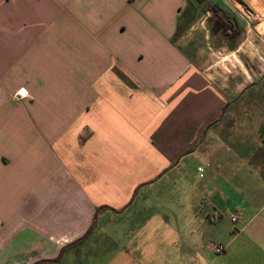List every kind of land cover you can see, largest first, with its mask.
I'll return each instance as SVG.
<instances>
[{
	"label": "crops",
	"instance_id": "crops-1",
	"mask_svg": "<svg viewBox=\"0 0 264 264\" xmlns=\"http://www.w3.org/2000/svg\"><path fill=\"white\" fill-rule=\"evenodd\" d=\"M186 7L0 0V264H264V32Z\"/></svg>",
	"mask_w": 264,
	"mask_h": 264
},
{
	"label": "rangeland",
	"instance_id": "rangeland-1",
	"mask_svg": "<svg viewBox=\"0 0 264 264\" xmlns=\"http://www.w3.org/2000/svg\"><path fill=\"white\" fill-rule=\"evenodd\" d=\"M262 1L264 3V0H262ZM208 2H210V4H211L213 2V0H208ZM225 6L229 7L231 10H233L235 12V14L240 18V21H241V23L239 24L240 28L242 27V25L246 26V24H250L251 29H253L257 25V30L264 32V25H262V24H264V12L263 11H262V13H260V12L258 13L257 9L254 8L246 0H219L218 3L214 1L210 5L211 8L214 7L217 9H219V8L225 9ZM224 9H223V11H224ZM224 12L228 13V11L226 9ZM200 18H201V15L194 21L193 25L197 24V22L199 21ZM185 36L186 35H182L180 37L179 35H177L175 37V40L178 43H180V45H182L184 48H187V50L189 52H191L192 55L195 56L196 59L197 58H199L200 60L202 59L204 63L211 62V61H217L216 57H211V55L209 54L211 52L207 48L210 45L209 46L207 45L208 44L207 40L202 38L201 35H199L197 37V39H196V36L194 39H191V37H189L187 39V37H185ZM185 39H187V40H185ZM210 44H211V42H210ZM257 93H258V91L255 90V91H252V93L248 94V95L255 96V95H257ZM197 165L198 164L195 163L196 168H197ZM107 235L108 234H106V236ZM109 235H110V233H109Z\"/></svg>",
	"mask_w": 264,
	"mask_h": 264
},
{
	"label": "trees",
	"instance_id": "trees-1",
	"mask_svg": "<svg viewBox=\"0 0 264 264\" xmlns=\"http://www.w3.org/2000/svg\"><path fill=\"white\" fill-rule=\"evenodd\" d=\"M186 1H187V7L185 11L181 14L179 18V22H178L177 35H179L180 37L182 36V34L185 33L186 29H189L193 25L194 21L200 15L205 14L206 12L210 11V7H209L210 2H208V0H186ZM193 151L194 149L190 150L188 153H191ZM103 209H108V207L104 206V207L97 209V214L95 215L94 222L89 232L86 234V236L83 239L87 238L94 231L96 227L98 213L101 212Z\"/></svg>",
	"mask_w": 264,
	"mask_h": 264
},
{
	"label": "built area",
	"instance_id": "built-area-1",
	"mask_svg": "<svg viewBox=\"0 0 264 264\" xmlns=\"http://www.w3.org/2000/svg\"><path fill=\"white\" fill-rule=\"evenodd\" d=\"M22 92L26 93V95L22 94ZM27 96H28V92L26 90H24V89H21L15 97L18 98V99H21V98H25ZM198 171L200 173H202L203 169L199 168ZM229 219L234 224V223H236L239 220V215L238 214H230ZM226 249H227V247L225 245H223V244H219V243H214L213 244V250L216 253L222 254V253H224L226 251Z\"/></svg>",
	"mask_w": 264,
	"mask_h": 264
},
{
	"label": "bare ground",
	"instance_id": "bare-ground-1",
	"mask_svg": "<svg viewBox=\"0 0 264 264\" xmlns=\"http://www.w3.org/2000/svg\"><path fill=\"white\" fill-rule=\"evenodd\" d=\"M252 6L257 9L258 13L259 12L262 13V11L264 12V8L261 6V4L255 3V4H252Z\"/></svg>",
	"mask_w": 264,
	"mask_h": 264
},
{
	"label": "flooded vegetation",
	"instance_id": "flooded-vegetation-1",
	"mask_svg": "<svg viewBox=\"0 0 264 264\" xmlns=\"http://www.w3.org/2000/svg\"><path fill=\"white\" fill-rule=\"evenodd\" d=\"M246 1L249 2L251 5L255 3L261 4V6L264 8V3L262 0H258L259 2L257 0H246Z\"/></svg>",
	"mask_w": 264,
	"mask_h": 264
},
{
	"label": "snow or ice",
	"instance_id": "snow-or-ice-1",
	"mask_svg": "<svg viewBox=\"0 0 264 264\" xmlns=\"http://www.w3.org/2000/svg\"><path fill=\"white\" fill-rule=\"evenodd\" d=\"M22 94H25L26 95V93H23V92H22Z\"/></svg>",
	"mask_w": 264,
	"mask_h": 264
}]
</instances>
